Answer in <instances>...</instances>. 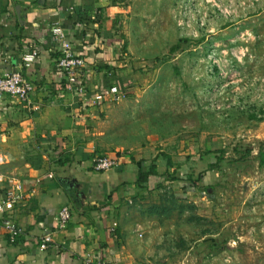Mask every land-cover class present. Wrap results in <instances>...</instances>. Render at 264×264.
I'll return each mask as SVG.
<instances>
[{"label":"rangeland","instance_id":"374dc122","mask_svg":"<svg viewBox=\"0 0 264 264\" xmlns=\"http://www.w3.org/2000/svg\"><path fill=\"white\" fill-rule=\"evenodd\" d=\"M123 5L151 41L131 45L135 57L127 49L132 70L118 76L127 91H154L127 94L131 127L157 133L155 141L122 133L104 154L158 152L166 183L131 205L143 217L159 204L139 236L146 255L152 264H264V0ZM200 174L207 187L186 179Z\"/></svg>","mask_w":264,"mask_h":264},{"label":"crops","instance_id":"0c3cea01","mask_svg":"<svg viewBox=\"0 0 264 264\" xmlns=\"http://www.w3.org/2000/svg\"><path fill=\"white\" fill-rule=\"evenodd\" d=\"M125 2L0 0V71L21 68L36 85L29 101L0 97V155L4 158L0 200L10 186L9 176L19 178L28 195L24 206L5 214L22 227L15 242L0 223V264H85L87 253L97 254L107 264H152L139 236L143 237L141 230L148 219L158 220L159 204L143 211L144 218L131 205L143 199L144 191L157 190V175H151L149 183L137 179L141 170L153 166L162 175L158 152L142 145L131 155L110 152L118 165L102 172L94 169L93 162L114 148L122 133L133 141L142 136L155 141L157 132L147 135L145 130H132L138 119L134 101L128 97L100 107H82L65 89L56 66L62 45L51 33L55 25L62 27L71 48L85 56L91 88L122 84L119 73L132 70L123 61L131 58L126 57L127 49L135 57L137 50L131 45L139 44L143 50L151 45L142 19L133 17V7L124 6ZM33 48H39L37 62L22 68V56ZM107 69L118 75L109 77ZM145 91L128 90V95L143 96ZM170 157L171 162L175 160L174 155ZM66 205L72 217L64 228H56L55 214ZM114 223L117 228L112 230ZM46 236L51 238L50 245L42 249Z\"/></svg>","mask_w":264,"mask_h":264},{"label":"built area","instance_id":"2783aa9c","mask_svg":"<svg viewBox=\"0 0 264 264\" xmlns=\"http://www.w3.org/2000/svg\"><path fill=\"white\" fill-rule=\"evenodd\" d=\"M51 33L55 39L60 40L61 50L60 56L56 61V66L62 74L66 90L72 92L78 99V103L84 107L103 106L107 102H120L127 97L128 91L125 86L119 83H111L100 89H93L90 85V78L87 69V60L81 53L74 51L62 27L55 25ZM40 56L39 48H33L22 56V68H31ZM106 74L113 78L112 69H107ZM36 89L34 80L26 76L20 69H5L0 71V97L10 96L21 101H29L31 95ZM4 158L0 155V166L3 164ZM118 165L115 157L110 155H99L94 158L93 167L96 171H107ZM3 174L0 170V180ZM10 186L7 188L5 195L0 200V223L6 230L10 240L15 242L20 234L23 233L22 227H19L10 218H5V214L10 209L19 205H25L28 195L24 193L22 183L16 176H9ZM72 217L70 206L61 207L55 214L56 228H64ZM117 228L114 223L113 229ZM51 238L46 236L41 244L42 249H47L50 245ZM85 264H107L100 256L93 253H87L84 257Z\"/></svg>","mask_w":264,"mask_h":264},{"label":"trees","instance_id":"16d2710c","mask_svg":"<svg viewBox=\"0 0 264 264\" xmlns=\"http://www.w3.org/2000/svg\"><path fill=\"white\" fill-rule=\"evenodd\" d=\"M176 49V46H173L172 47V50H175ZM263 155V154H262ZM264 156V155H263ZM262 156V158H261V162H263L264 161V157ZM169 161H171V157L169 158ZM212 166L214 167V165L212 164ZM151 175H157L158 177H160V178H158V179H160V181H159V183H163L164 181H166L165 180V178H164V175L162 176V175H159L157 172H156V170H155V167L153 166V167H151L148 171H142L141 170V172L139 173V175H138V179H137V182L138 183H146V182H148L149 183V178H150V176ZM203 178H204V174H200L199 175V177H197V178H190V176L188 177V178H186V179H189L190 181H191V185L192 186H198V187H201V186H204V187H207V185L209 184V183H204V182H202V180H203ZM171 180H176V178L175 177H173V178H171ZM150 187V186H149ZM149 187H148V189H149Z\"/></svg>","mask_w":264,"mask_h":264}]
</instances>
